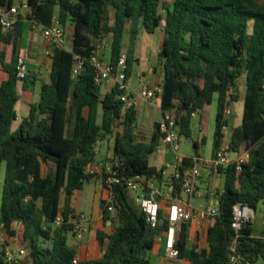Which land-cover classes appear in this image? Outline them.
Masks as SVG:
<instances>
[{
    "label": "trees",
    "instance_id": "1",
    "mask_svg": "<svg viewBox=\"0 0 264 264\" xmlns=\"http://www.w3.org/2000/svg\"><path fill=\"white\" fill-rule=\"evenodd\" d=\"M12 1L0 0V7L10 8ZM25 7V16H19L11 30L0 26V67L7 73L0 83V165L4 164L1 241L8 244L16 237L27 249L31 264H150L148 253L167 222L159 213L163 220L150 228L143 213L130 203L123 184L113 185L117 224L107 236L100 258L76 261L75 250L67 242L72 225L53 228V221L59 210L70 213L68 198L93 177L85 169L95 159V145L103 140H113L110 167L119 177H160L148 163L163 137L159 124H155L148 143L135 141L132 95L115 85L102 95L89 64L76 77L70 70L73 55L86 59L97 55V44L106 37L110 40L109 62L115 70L123 50L126 21L130 20L131 42L140 30L152 34L163 21L160 108L162 113L175 110L181 137H191L192 114L205 119L216 97V152L222 138L226 93L230 92L232 99L234 89L244 87L242 119L232 129L231 151L236 156L246 154L248 160L240 165V171L235 163L217 168L224 179L222 190L216 194L219 215L208 222V249L193 250L189 264H230L229 248L235 238L240 264L264 259V226L259 235L254 234L251 221L240 231L231 227L235 204L253 211L261 204L264 218V0H174L164 18L159 13L160 0H28ZM56 8L58 24L64 28L70 23L71 38L64 47L53 49L49 82L41 84L39 101L30 105L28 115L12 130L18 84L26 86L33 81L28 74L23 80L16 77L23 22L48 27ZM126 64L128 76V56ZM190 164L185 157L183 167ZM206 167L213 169L210 164ZM172 184L174 194L183 199L181 180L173 179ZM101 212L103 220H112L113 212L107 210L104 201ZM103 237L97 233L98 241ZM175 247L181 258L184 224ZM0 264H7L1 252Z\"/></svg>",
    "mask_w": 264,
    "mask_h": 264
},
{
    "label": "crops",
    "instance_id": "2",
    "mask_svg": "<svg viewBox=\"0 0 264 264\" xmlns=\"http://www.w3.org/2000/svg\"><path fill=\"white\" fill-rule=\"evenodd\" d=\"M25 0H13L12 7H17L19 13L22 18L25 16L27 9L24 5ZM174 0H160V9L159 13L164 18V15L168 10L171 9ZM112 14V13H111ZM58 9L56 8L54 11V20L57 22ZM67 34V43L69 42L72 34V27L70 23H66L63 28ZM125 39L123 41V50L130 59L135 60L139 64V58L135 57L134 51H132V56L130 57V49L124 45V42L129 41V29H130V20L126 21L125 28ZM42 27L32 24L31 22L24 20L22 27V35L19 41V55H26L28 62V75L34 80L37 75L45 74L42 83L49 82V73L51 68V56L53 53V49L49 47L42 37ZM143 30H140L137 34L135 40L133 41L134 46L136 42L139 40V36L145 34ZM148 34V33H146ZM151 37L150 44V55L147 60L146 74L141 73L142 79L139 80L137 76L136 83L134 82L132 76V68L130 65L129 75L127 76V84L130 90L134 93L140 91L141 89H149L153 86L160 84L163 78V69L160 61V53L162 50L163 39H164V27L163 21H161L160 26L155 30L154 33L149 34ZM93 44H96L93 41ZM110 40L109 37L103 39L99 44H97L98 52L97 56L101 57L100 54L104 51L105 47L109 48ZM135 72V71H134ZM7 78V73L2 70L0 67V83ZM243 83V79H241V85ZM20 84V83H19ZM18 84V87H19ZM114 86L113 81H109L105 84L101 85V94L110 91ZM17 87V90H18ZM41 88V86H40ZM20 92L18 90L19 98L23 96L24 100L27 98V92L29 90V85L27 83L26 86L22 83L19 87ZM40 93V89H39ZM233 97L230 99V109L231 113L229 116V125L232 119L233 111L235 108V103H242L244 99V87L241 86L239 88L234 89ZM18 98V101H19ZM22 98V99H23ZM17 101V103H18ZM39 101H32L30 98H27L24 102L27 104L28 112L31 104H36ZM15 105V111L16 106ZM226 105V104H225ZM136 110V121H135V129H134V138L135 141L148 143L151 140V137L154 132L155 124H158L161 117L162 111L160 108V98H155L150 101H139L138 105L135 107ZM27 112V115H28ZM26 115V116H27ZM26 116H22L19 119L16 115L15 121H18V125L20 121ZM216 116H217V98L213 100L212 104L209 106L208 113L205 119L199 120L198 114L194 113L192 116L193 130L198 133L197 141L192 142V147L194 154L193 155H185L181 154L183 157H192L198 156L202 159L209 160L211 159L215 151L213 149V137L216 125ZM17 125V126H18ZM231 130L235 128L233 125H230ZM100 145H106V160L107 163H103L97 165L96 160L94 159L91 164L94 166H98L99 168H104L106 166L110 167V160H112V146L113 140H103L99 142ZM194 144L197 145V148H194ZM96 157V156H95ZM236 155L232 154V158H235ZM173 160V156L171 152L165 147L162 140L159 145L155 148V150L150 153L148 157V163L150 166L154 167L160 172V177H153L152 183L154 188L157 190L158 195L156 196V200L159 204V213L162 218L166 219L167 210L169 204L172 200H169L164 197V194L172 191L173 199L180 200L185 204L191 202L192 206L187 209L191 212L194 210H201L204 202L195 201L193 199H180L173 192V170L171 167V163ZM201 169H206L208 171L207 178H203L202 171L201 177L196 181V186L199 190H201L205 195L215 194L214 192H210V179L213 178L216 174V170L210 169L206 166L201 167ZM204 188V189H203ZM183 193H181L182 195ZM107 197V191L101 182L100 175L98 173L93 174V177L89 180L85 181L82 187L72 193V195L68 198L67 208L70 213L77 214L83 213L86 215L88 220V231L84 235L83 239L76 243L72 234V246L75 250V260L76 261H86V260H95L101 257L106 245H107V236L114 232V228L116 226V220L114 218V214L112 216V220H103L102 212H101V203ZM65 206V196H61L60 207L63 208ZM209 221L198 215L195 218H191L187 222H185V248L181 258L177 259H168L165 255L164 242H165V234L162 231L153 242L152 253L148 256L150 264H189V258L191 252L193 250L199 251L201 249H208L206 236ZM16 223L13 227H16ZM264 226V223H263ZM263 230V229H262ZM103 234V239L101 241L97 240V233ZM261 233V232H260ZM259 233V234H260ZM255 234V233H254ZM256 235V234H255ZM13 239V238H12ZM12 239L8 244H10V248L15 250L17 246L22 247L24 244L18 240L17 244L12 242ZM68 242V241H67ZM1 249V247H0ZM154 250V251H153ZM23 262V261H22ZM25 264H31L29 259ZM238 264V263H237Z\"/></svg>",
    "mask_w": 264,
    "mask_h": 264
},
{
    "label": "built area",
    "instance_id": "3",
    "mask_svg": "<svg viewBox=\"0 0 264 264\" xmlns=\"http://www.w3.org/2000/svg\"><path fill=\"white\" fill-rule=\"evenodd\" d=\"M19 15L20 13L17 7H0V26L6 31L11 30L17 22ZM41 33L44 42L52 49L58 47L61 48L67 44V34L58 22L53 21L48 27H42ZM126 59V53L121 52L116 61V69L113 70L109 61H105L97 55H91L86 59L75 54L73 55L70 73L72 77H76L85 70L87 64L91 65L94 69L93 78L96 84L102 85L109 81H113L114 85L117 86L119 90H123L126 94L132 95L130 101L134 107L138 105L139 101H150L155 98H159L162 93L161 83L149 89H141L136 93L130 90L127 84ZM27 62L28 59L26 55H19L17 57V79H25L28 73ZM229 103L230 92L226 93V105H224L221 115L220 131L222 138L220 146L214 156L209 160L202 159L196 155L188 157L191 164L187 167H183V160L185 157L179 153V144L182 137L179 134L178 126L175 122V110H169L162 113V117L158 123L159 131L163 135L162 142L173 156L171 163L173 179L181 180V191L183 194L188 195V199L204 202L201 210H194L190 212L187 209L192 206L189 200L188 204H185L180 200L173 199L172 191L164 194L165 198L172 200L168 206L167 217L166 219L163 218L167 222V228L164 230V249L165 255L168 259L178 258V250L175 247V244L181 231V227L185 224V222L191 218L197 217L198 215L206 218L208 221L219 215L217 195H205L196 186V181L201 177V167L210 164L214 170H217L218 167H227L228 165L235 163L236 170L240 171V165L248 160L246 154L232 158V130L228 121L231 113ZM85 173H98L100 175L101 182L107 191V197L104 202L107 204L108 211H114L113 185L123 184L130 203L143 213L146 223L150 228H156L158 223L163 220L159 217V204L156 200L158 192L153 186L152 179H148L145 175H136L133 178L119 177L117 173L111 169V167L106 166L104 168H99L91 163L87 165ZM146 190L148 191L147 195L145 193ZM130 193L135 195L130 196ZM232 214L233 220L231 227L235 231H240L245 222L252 220L254 211L247 206L235 204L232 208ZM68 223L72 225V233L75 242H80L88 231V220L86 215L83 213H68L65 215L62 210H59L54 218L53 228H57ZM12 242L17 244L18 239L14 237ZM0 243L1 257L5 263L11 264L22 261L26 254L24 247L17 246L15 250H12L9 247L10 244H4L2 241ZM229 251L230 264H237L241 258L236 253V238L231 242Z\"/></svg>",
    "mask_w": 264,
    "mask_h": 264
},
{
    "label": "rangeland",
    "instance_id": "4",
    "mask_svg": "<svg viewBox=\"0 0 264 264\" xmlns=\"http://www.w3.org/2000/svg\"><path fill=\"white\" fill-rule=\"evenodd\" d=\"M151 36L149 34H143L142 36H139V40L138 42H136V44L134 46L133 42L126 41L124 42V45L126 47H128L131 51L129 56H132V51H134V56L139 58V64L138 62H135V60H131L130 59V65L131 68L133 70L132 72V76L134 79V82L136 83L137 80V76L140 79H142L141 77V73L143 72L144 74H146L147 70V58L150 55V46L147 44H150V38ZM101 58L105 61H109V56H110V50L109 48L106 46L104 51L100 54ZM27 69H28V65H27ZM135 71V72H134ZM46 77L45 74L43 75H37L36 78L32 81V84L28 83L29 85V90L27 92V98H30L32 101H36L39 99V89L40 86L44 80V78ZM30 80L32 79L31 77L29 78ZM22 85V83L19 84V87ZM18 87V90L20 92V89ZM23 96H21L19 98V101L17 103L16 106V115L19 119L22 118V116H26L27 112H28V108H27V104L24 102L25 100H27V98H24ZM242 112H243V104L242 103H235V108L233 111V117L231 119L230 125H233L234 127H237L240 125L241 123V119H242ZM18 125V121H14L12 124L11 129L14 130ZM198 139V133L194 130L191 134V137L189 139H186L185 137H182L180 140V144H179V153L180 154H185V155H193L194 151H193V147H192V142L193 141H197ZM112 140V139H111ZM95 152H96V157L95 160L97 162V165L100 164H105L107 163L106 160V154H107V150H106V145L102 144L100 145L99 143H97L95 145ZM233 154V153H232ZM202 171V175L203 178H207V174L208 171L206 169H201ZM3 181H4V164L0 165V195H1V190H2V186H3ZM223 183H224V179L223 176L220 174H216L213 178L210 179V192H214L215 194H217L219 191L222 190L223 188ZM204 189V188H203ZM135 194L130 193V196H134ZM201 203V201H200ZM114 214V212H113ZM263 223H264V218H263V207L261 204H259L256 208V210L254 211V216L251 220V224L253 226V230L254 233L256 235H259V233L262 231L263 229ZM67 241L68 244L71 245L72 244V234L68 233L67 234ZM22 247L25 248V246L23 245ZM26 254L24 256V258L22 259V261L24 263L27 262L28 258V252L27 249L25 248ZM154 251V250H153ZM152 253V251L150 250L148 253V256ZM238 264H240V262H238ZM254 264H264V259L262 258H258Z\"/></svg>",
    "mask_w": 264,
    "mask_h": 264
},
{
    "label": "water",
    "instance_id": "5",
    "mask_svg": "<svg viewBox=\"0 0 264 264\" xmlns=\"http://www.w3.org/2000/svg\"><path fill=\"white\" fill-rule=\"evenodd\" d=\"M27 3H28V0H25V1H24V5L26 6ZM113 161H114V160H110V163H112ZM182 196H183V198H185V199H188V198H189L187 194H182ZM142 255L144 256V253H143Z\"/></svg>",
    "mask_w": 264,
    "mask_h": 264
}]
</instances>
